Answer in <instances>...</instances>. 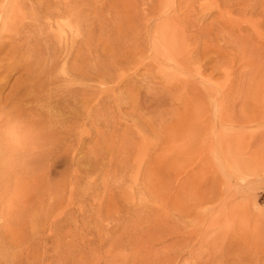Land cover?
Listing matches in <instances>:
<instances>
[{
    "label": "rangeland",
    "instance_id": "obj_1",
    "mask_svg": "<svg viewBox=\"0 0 264 264\" xmlns=\"http://www.w3.org/2000/svg\"><path fill=\"white\" fill-rule=\"evenodd\" d=\"M0 264H264V0H0Z\"/></svg>",
    "mask_w": 264,
    "mask_h": 264
},
{
    "label": "bare ground",
    "instance_id": "obj_2",
    "mask_svg": "<svg viewBox=\"0 0 264 264\" xmlns=\"http://www.w3.org/2000/svg\"><path fill=\"white\" fill-rule=\"evenodd\" d=\"M74 18V17H73ZM72 18V19H73ZM74 36V35H73ZM59 39H61V38H59ZM62 39H64V38H62ZM61 39V40H62ZM68 40V39H67ZM67 40H64V41H67ZM57 41H60V40H57ZM63 41V40H62ZM68 42V41H67ZM59 44H60V42H58ZM64 43V42H63ZM69 43V42H68ZM61 44H62V42H61ZM65 44V43H64ZM67 44V43H66ZM64 46V45H63ZM62 45H61V49H63L62 47H63ZM66 46V45H65ZM68 47V46H67ZM73 47V46H72ZM72 47H71V49H72ZM69 50V49H68ZM63 51H64V49H63ZM71 53V52H70ZM69 54V53H68ZM66 61V60H65Z\"/></svg>",
    "mask_w": 264,
    "mask_h": 264
}]
</instances>
